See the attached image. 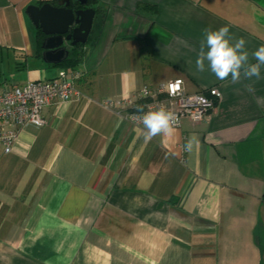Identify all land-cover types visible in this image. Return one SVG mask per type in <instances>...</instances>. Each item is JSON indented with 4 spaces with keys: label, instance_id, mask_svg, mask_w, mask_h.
I'll list each match as a JSON object with an SVG mask.
<instances>
[{
    "label": "crops",
    "instance_id": "obj_1",
    "mask_svg": "<svg viewBox=\"0 0 264 264\" xmlns=\"http://www.w3.org/2000/svg\"><path fill=\"white\" fill-rule=\"evenodd\" d=\"M0 0V91L50 79L28 5ZM75 69L78 95L45 106L41 127L0 147V264H264V66L218 79L196 59L205 29L264 45L256 0H95ZM207 49L205 48V51ZM181 78L217 88L208 121L144 136L106 102ZM198 137L191 151L190 136Z\"/></svg>",
    "mask_w": 264,
    "mask_h": 264
},
{
    "label": "built area",
    "instance_id": "obj_2",
    "mask_svg": "<svg viewBox=\"0 0 264 264\" xmlns=\"http://www.w3.org/2000/svg\"><path fill=\"white\" fill-rule=\"evenodd\" d=\"M80 76L78 70L60 69L53 78L3 88L0 91V147L3 151L7 153L12 150L21 129L37 128L46 123L42 115L45 106L56 101L68 102L76 97V81ZM220 99L221 93L217 88H211L208 92L186 93L183 80L175 78L156 87L143 86L135 98L122 97L106 102L105 106L128 109L125 118L135 125L142 123L144 113L164 107L174 113L177 127L183 119L208 121ZM141 107L143 112L138 111Z\"/></svg>",
    "mask_w": 264,
    "mask_h": 264
},
{
    "label": "clouds",
    "instance_id": "obj_3",
    "mask_svg": "<svg viewBox=\"0 0 264 264\" xmlns=\"http://www.w3.org/2000/svg\"><path fill=\"white\" fill-rule=\"evenodd\" d=\"M245 43L246 41L243 38L233 43L227 26L217 30L205 29V39L201 43L196 59L197 70L204 71L205 61H207L208 68L220 80H226L230 76L231 80L236 82L241 77L242 69L244 77L259 79L261 67L264 66V45H261L252 53L257 62L250 64L248 62L249 53L244 47ZM138 111L143 112V108H139ZM141 122L145 130L146 140H151L159 135L171 137L174 134L175 125L178 123L174 113L164 107L144 113L141 116ZM196 143H198V137L195 135L190 136L185 149L191 151Z\"/></svg>",
    "mask_w": 264,
    "mask_h": 264
},
{
    "label": "water",
    "instance_id": "obj_4",
    "mask_svg": "<svg viewBox=\"0 0 264 264\" xmlns=\"http://www.w3.org/2000/svg\"><path fill=\"white\" fill-rule=\"evenodd\" d=\"M74 3L82 7L73 8ZM87 4L88 0H56L26 7L31 22L45 36L41 42L45 63L64 62L71 47L86 42L95 15L94 8Z\"/></svg>",
    "mask_w": 264,
    "mask_h": 264
},
{
    "label": "trees",
    "instance_id": "obj_5",
    "mask_svg": "<svg viewBox=\"0 0 264 264\" xmlns=\"http://www.w3.org/2000/svg\"><path fill=\"white\" fill-rule=\"evenodd\" d=\"M56 0H53L52 2H55ZM95 0H88V4L87 6L90 7V5L93 4ZM73 8H80L82 6L74 3L72 4ZM95 10V9H94ZM95 12H97V10H95ZM36 36H37V43L38 46L40 47L41 42L43 40V38L45 37L44 34L41 32V30L39 28L36 29ZM83 56V44H77L76 46H73L70 48L69 50V55L67 57V59L57 65L62 66V69H72V70H76L75 66L78 64V62L81 60V57ZM81 77V76H80ZM79 77V78H80ZM139 104V107L141 106V101L137 102Z\"/></svg>",
    "mask_w": 264,
    "mask_h": 264
},
{
    "label": "rangeland",
    "instance_id": "obj_6",
    "mask_svg": "<svg viewBox=\"0 0 264 264\" xmlns=\"http://www.w3.org/2000/svg\"><path fill=\"white\" fill-rule=\"evenodd\" d=\"M261 7H264V0H256Z\"/></svg>",
    "mask_w": 264,
    "mask_h": 264
}]
</instances>
